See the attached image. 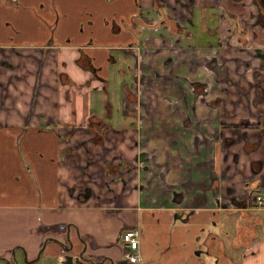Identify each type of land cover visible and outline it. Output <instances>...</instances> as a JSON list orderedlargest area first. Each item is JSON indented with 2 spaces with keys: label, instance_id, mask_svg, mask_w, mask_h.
<instances>
[{
  "label": "crops",
  "instance_id": "crops-1",
  "mask_svg": "<svg viewBox=\"0 0 264 264\" xmlns=\"http://www.w3.org/2000/svg\"><path fill=\"white\" fill-rule=\"evenodd\" d=\"M257 12L254 0H0V264H131L121 238L132 229L138 264H264V210L222 208L208 191L189 218L192 195L205 193L185 188L225 172L221 188L238 199L264 190V132L242 129L238 145L222 152L194 144L204 127L183 125L181 100L192 82L207 80L212 58L263 63L254 56L264 51ZM168 15L190 35H172L162 24ZM239 79L230 121L257 124L264 98L256 105L255 91L245 100L252 73L242 69ZM138 81L153 94L143 96ZM247 143L258 150L247 153ZM143 151L156 153L154 172L142 176L152 179L154 203L135 189L138 178L127 188L122 179L145 164ZM226 153L238 162L224 163ZM254 162L263 167L256 174ZM174 193L186 199L174 203ZM191 228L202 235L195 246Z\"/></svg>",
  "mask_w": 264,
  "mask_h": 264
},
{
  "label": "flooded vegetation",
  "instance_id": "flooded-vegetation-1",
  "mask_svg": "<svg viewBox=\"0 0 264 264\" xmlns=\"http://www.w3.org/2000/svg\"><path fill=\"white\" fill-rule=\"evenodd\" d=\"M258 12L257 15L253 18H256V25L258 26H264V1L254 0ZM260 5L262 7H260ZM168 6L165 3V6H161V8H166ZM169 21L175 23L177 28V31H171V34L174 36H180V34H187L188 36V30L185 29L182 25H180L172 16L170 17L168 15ZM166 25V24H164ZM167 26V25H166ZM169 27V26H167ZM170 28V27H169ZM171 30V29H170ZM256 55L257 58H260L263 63L259 65L258 69H255L252 61H246L242 65H240V62L237 59H227L224 61L218 60V58H212L210 61H208L207 66L209 73L211 76L207 77L206 81H194L191 83L192 85V94L191 95H184L182 100V103L184 104V118H183V125L190 129L192 127H204V133L195 135L193 142L194 144H205L206 148L212 149L217 152L219 150L222 152L223 149H231L238 145L239 141L243 139V134L241 133L242 129L245 130H252V129H262L264 132V116H260L259 122L257 124L251 123L249 121H245L243 123H237L234 121H230L231 118L234 119L236 110L238 112V100H233V95L237 93V90L244 86V81L239 79V74L241 73V70L243 69V73L245 72H251L253 76V80H248V90L244 92V98L245 100L250 101L252 99V95L255 94L257 98L254 101V103L257 105L260 99L264 98V77L262 78V73L264 72V51L256 49V52L254 53V56ZM237 64L238 67L234 69L235 72H233L235 75L230 76V72L232 69L231 64ZM243 68L241 69V67ZM138 87L141 86V88L144 90L146 87V82H137ZM175 85L178 86V83H175ZM137 87V89H138ZM231 89H235L234 91H231ZM142 90V91H143ZM149 93V94H148ZM153 94L152 89L145 88L142 95ZM130 98H133V96H130ZM158 100H161V98H158ZM169 101L171 104L178 103L177 98L170 97ZM130 103L132 101L130 100ZM141 107L145 108V110H148V104L143 101L142 99L138 101L137 103ZM180 111V109L177 110V112ZM200 111L203 112L204 115H201ZM248 111V109H247ZM239 113V112H238ZM249 115H252V110L248 112ZM238 117V114H236ZM98 140V142H104L105 136L101 134L95 135V140ZM102 139V140H101ZM149 144V141L146 142L144 145H139L140 148H147ZM259 144H250L247 143L245 146V150L247 153H251L253 151L258 150ZM195 156L201 155L199 151L193 152ZM216 156V154H215ZM231 157L232 162L237 163L239 156L236 153L225 154L223 155V162L226 163L228 159ZM138 160H142V163H145L142 167L138 169V171L134 172V169L131 167H127V173L128 178L122 177L124 182V188H127L133 181L138 178V183L135 186V189L140 193L141 195L143 193H148L147 199L149 202L154 203L156 199L153 197L152 193L150 192V188L152 186V179H143L142 176L144 174H152L154 172L153 168H151L148 164L156 161V153L152 152H141L138 155ZM216 161V158L214 159ZM254 163H257L259 165V169H254ZM252 164L253 172L256 174V171L259 173L263 167L261 162H254ZM212 165V166H211ZM214 165V166H213ZM202 168L206 169L208 171H214L216 170L215 163L209 164L205 163L201 165ZM230 167V165L227 166V169ZM166 172H170V167L167 165ZM165 172V174H166ZM164 177V173H161ZM228 176L225 172H221L220 175H218L216 172L213 174L211 181L209 183H195L192 180L187 181L185 183V188L188 191H192L194 189H203L204 193L203 195H192V201H191V207H190V213L189 218H195L198 212V205L197 203L199 198H203V200L207 201V192L212 191L214 197L217 199V203L222 208H229L231 206H238L240 204L242 205H249L252 204L254 194L256 193L255 188H251L249 191V196L246 200L238 199L236 195V190L231 186H226L224 188H221V183L227 179ZM248 187H251L252 183L250 181H247ZM172 187L168 186V189H171ZM221 195L225 198V202L221 203L220 199ZM186 199L185 193H174L173 195V201L176 203L178 201L181 203ZM200 200V199H199ZM233 213H230V215L233 217L235 214L234 210H231ZM200 214V213H199ZM198 214V215H199ZM243 232V230H242ZM225 236H232V231H228L224 233ZM233 235H236L234 233ZM223 246L220 248L219 252L224 257V260L226 259V246L222 242ZM201 247H205L206 252L208 254H211L213 252V244L207 243L202 244ZM227 264V263H225Z\"/></svg>",
  "mask_w": 264,
  "mask_h": 264
},
{
  "label": "built area",
  "instance_id": "built-area-1",
  "mask_svg": "<svg viewBox=\"0 0 264 264\" xmlns=\"http://www.w3.org/2000/svg\"><path fill=\"white\" fill-rule=\"evenodd\" d=\"M259 210H264V190L258 191L254 194L252 204ZM139 231L132 229L126 231L121 238V242L125 247V258L131 264H138L141 262L139 255Z\"/></svg>",
  "mask_w": 264,
  "mask_h": 264
},
{
  "label": "rangeland",
  "instance_id": "rangeland-1",
  "mask_svg": "<svg viewBox=\"0 0 264 264\" xmlns=\"http://www.w3.org/2000/svg\"><path fill=\"white\" fill-rule=\"evenodd\" d=\"M231 66H232V69H231V72H230V76H234L235 74L233 73V72H235L234 71V69L235 68H237L238 67V65L237 64H234V63H232L231 64ZM256 69H258L259 68V66H254ZM209 75L211 76V74L209 73ZM209 76V77H210ZM178 83V82H177ZM248 86V84H247V82H246V87ZM247 89H248V87H247ZM235 89H231V91H234ZM250 209L251 210H255V211H257L258 210V208H256V207H254L253 205H251L250 206ZM190 235H189V237H193L192 238V243H193V245L195 246V244H197V241H198V239H199V237H202V235H201V232L198 230V229H193V228H191L190 229V232H188ZM159 236L161 237V236H169V233H168V231H166V230H163V231H161L160 233H159ZM204 249H205V247H203ZM194 250V249H193ZM205 251H206V249H205ZM194 252H197V250H194ZM205 254H207V253H205Z\"/></svg>",
  "mask_w": 264,
  "mask_h": 264
},
{
  "label": "trees",
  "instance_id": "trees-1",
  "mask_svg": "<svg viewBox=\"0 0 264 264\" xmlns=\"http://www.w3.org/2000/svg\"><path fill=\"white\" fill-rule=\"evenodd\" d=\"M157 4H158V2L155 1V5H157ZM260 7H262V6L260 5ZM162 24H166L167 26H169L170 29H171V31H174V32L177 31V28L175 29V27H176L177 24L175 25V23L169 21L168 16H167V18L165 20H162ZM254 169H256V170L259 169V165L257 163H254ZM256 173H258V172L256 171Z\"/></svg>",
  "mask_w": 264,
  "mask_h": 264
},
{
  "label": "water",
  "instance_id": "water-1",
  "mask_svg": "<svg viewBox=\"0 0 264 264\" xmlns=\"http://www.w3.org/2000/svg\"><path fill=\"white\" fill-rule=\"evenodd\" d=\"M90 197V193L88 195H85V198L88 199Z\"/></svg>",
  "mask_w": 264,
  "mask_h": 264
}]
</instances>
